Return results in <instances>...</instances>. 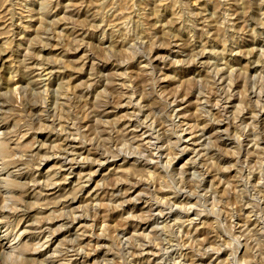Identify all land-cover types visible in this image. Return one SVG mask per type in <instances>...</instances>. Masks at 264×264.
I'll list each match as a JSON object with an SVG mask.
<instances>
[{
  "label": "clouds",
  "instance_id": "9594fccd",
  "mask_svg": "<svg viewBox=\"0 0 264 264\" xmlns=\"http://www.w3.org/2000/svg\"><path fill=\"white\" fill-rule=\"evenodd\" d=\"M0 264H264V0H0Z\"/></svg>",
  "mask_w": 264,
  "mask_h": 264
}]
</instances>
